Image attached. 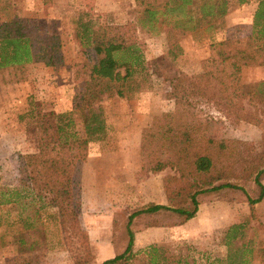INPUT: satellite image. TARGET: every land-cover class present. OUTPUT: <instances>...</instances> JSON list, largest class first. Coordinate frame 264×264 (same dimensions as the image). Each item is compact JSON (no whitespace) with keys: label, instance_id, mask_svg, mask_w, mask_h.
<instances>
[{"label":"rangeland","instance_id":"rangeland-1","mask_svg":"<svg viewBox=\"0 0 264 264\" xmlns=\"http://www.w3.org/2000/svg\"><path fill=\"white\" fill-rule=\"evenodd\" d=\"M41 1L0 0V17L18 12L33 20L39 31L57 35L64 59L63 65L57 67L30 64L27 79L21 85L0 90V186L10 188L16 183L19 153L33 142L31 129L26 125L27 108L33 104L35 109L55 113L73 109L83 86L82 78L74 72L81 63L94 62L92 49L81 46L75 35L78 19L85 18L79 16L85 0H55L51 5ZM91 1L93 11L103 13L107 20L135 23L137 43L147 62L164 56L171 69L187 75L200 72L201 60L211 51V43L251 34V13L256 5L255 0H227L223 15L202 21L197 30L171 45L165 33L150 34L147 26L138 22L141 15L135 12L133 0ZM259 80H264L263 66L242 68L241 82L253 85ZM166 84L149 75L127 96L104 98L99 104L105 134L102 139L89 142L71 179V209L85 236L88 254L73 231L60 229L52 217L54 208L40 212L35 220L21 199L1 208L8 219L0 225V264H76L78 258L100 263L125 247L130 213L149 204L186 206L171 202L165 189V176H178V172L169 165L152 172L140 153L143 130L152 125L155 117L173 111ZM258 88L264 90V82ZM242 103L256 109L260 124L236 118V114L210 103H196L194 111L204 128L202 135L243 142L252 154L262 146L264 95L257 93L252 102ZM259 181L264 188V173ZM225 182L241 189L199 191L195 195L196 211L188 219L165 209L136 214L129 225L132 250L156 244L166 248L168 254L187 255L189 264L204 263L206 255L213 264L212 258L223 259L227 254L228 264H264V195L254 204L247 201L258 192L253 173L246 179L231 175L211 185ZM27 218L32 223L30 227ZM227 230L229 237L225 235Z\"/></svg>","mask_w":264,"mask_h":264},{"label":"trees","instance_id":"trees-1","mask_svg":"<svg viewBox=\"0 0 264 264\" xmlns=\"http://www.w3.org/2000/svg\"><path fill=\"white\" fill-rule=\"evenodd\" d=\"M133 1L135 12L141 15L138 22L145 24L150 34L165 33L171 45L197 30L202 21L223 15L228 4L227 0ZM255 1L251 34L211 43V51L201 60L200 72L187 75L171 69V63L164 56L147 62L137 43L135 23L109 21L103 13L93 11L91 0H85L84 10L79 14L85 18L78 19L75 35L81 46L92 49L94 62H83L74 72L82 78L83 86L73 109L55 113L35 109L33 104L27 108L26 125L31 129L33 142L18 155L15 185L0 186V225L8 219L1 208L21 199L35 220L40 212L54 208L52 217L60 229L73 231L85 255L88 254L85 236L71 209L74 166L85 157L89 142L98 141L105 134L100 102L104 98L127 96L139 87L141 79L153 75L167 83L173 111L155 117L152 125L143 130L141 157L152 172L167 165L178 172V176H165V189L171 202L186 203V206L149 204L130 213L126 223L127 240L121 252L100 263H87L85 258H78L75 263L189 264L187 255L168 254L166 248L156 244L133 251L129 225L138 213L164 209L188 219L196 211L195 195L199 191L223 187L241 189L228 182L211 185L231 175L246 179L253 173L258 192L254 198H248L250 204L264 195L259 181L264 173V136L261 150L249 154L247 151L251 148L243 142L202 135L204 128L194 111L196 103H210L236 114L241 120L261 123L256 109L246 108L242 102H252L257 93L264 95V90L258 88L264 80L253 85L240 81L242 68L264 67V0ZM37 63L43 67L63 65L58 36L39 31L33 20L23 18L18 12L0 17V86L24 82L28 65ZM17 217L20 219V214ZM27 219L28 227L32 226ZM225 235L229 237L228 230ZM229 258L230 254L223 259L212 258L213 264H228ZM202 264H211L207 255Z\"/></svg>","mask_w":264,"mask_h":264},{"label":"crops","instance_id":"crops-1","mask_svg":"<svg viewBox=\"0 0 264 264\" xmlns=\"http://www.w3.org/2000/svg\"><path fill=\"white\" fill-rule=\"evenodd\" d=\"M54 1L55 0H46V1L45 0H42L41 2L43 4H45V5H51V4H53ZM21 84H22L21 82L18 83V85H21ZM4 89H7V90L12 89V84L0 86V90L4 91ZM8 99H10V96H8ZM1 100H2V98H0V102H1Z\"/></svg>","mask_w":264,"mask_h":264}]
</instances>
